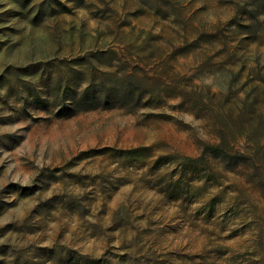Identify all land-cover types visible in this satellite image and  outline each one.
<instances>
[{"label": "rangeland", "instance_id": "rangeland-1", "mask_svg": "<svg viewBox=\"0 0 264 264\" xmlns=\"http://www.w3.org/2000/svg\"><path fill=\"white\" fill-rule=\"evenodd\" d=\"M0 264H264V0H0Z\"/></svg>", "mask_w": 264, "mask_h": 264}]
</instances>
